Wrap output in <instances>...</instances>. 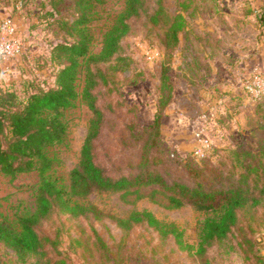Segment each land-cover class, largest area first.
Instances as JSON below:
<instances>
[{"label": "rangeland", "instance_id": "obj_1", "mask_svg": "<svg viewBox=\"0 0 264 264\" xmlns=\"http://www.w3.org/2000/svg\"><path fill=\"white\" fill-rule=\"evenodd\" d=\"M155 1V0H153ZM54 0H0L2 24L13 27V55L0 57V91L17 86L24 90L54 83L56 63L51 50L70 37L58 23ZM68 5L69 1L65 0ZM170 14L183 16L180 40L167 59L161 44L163 27L147 19H134L122 40L121 52L131 58L130 67L116 75L109 101L112 109L98 143L97 158L112 173L128 171L122 164L138 158L137 147H125L119 138L128 125L148 126L153 122L160 96V71L168 62L172 90L162 111L159 146L168 178L187 180L178 161L194 149L211 146L205 161L210 174H235L238 159L248 153L260 157L264 143V0H165ZM124 0H105L93 9L88 29L91 50L97 53L102 38L122 11ZM262 8V9H260ZM62 10V9H61ZM168 60V61H167ZM79 90L81 81L79 82ZM108 95V94H106ZM92 117L78 99L65 111V142L54 149V176L66 181L79 162V151ZM245 152V153H244ZM239 153V154H238ZM244 153V154H243ZM37 174L7 176L0 171V219L14 221L34 209ZM155 186L141 187L140 193L94 191L82 202L97 206L105 214L91 224L86 219H50L43 231H59V250L68 264H264V203L238 210L240 226L258 245L250 251L238 245L237 232L196 252L199 227L207 215L189 201L174 207ZM150 211L167 229L165 235L146 225L124 231L112 217L124 218L132 211ZM92 227L103 244L94 243ZM36 256L16 260L0 248V264H35Z\"/></svg>", "mask_w": 264, "mask_h": 264}, {"label": "trees", "instance_id": "obj_2", "mask_svg": "<svg viewBox=\"0 0 264 264\" xmlns=\"http://www.w3.org/2000/svg\"><path fill=\"white\" fill-rule=\"evenodd\" d=\"M68 1V5L65 0L52 2L58 11V23L70 37L51 50V59L57 66L53 85L24 92L17 86L0 91V171L11 177L37 174L34 209L11 222L0 219V248L22 262L36 256L35 264H68L58 248L60 232L43 231V224L61 217L86 219L94 224L107 214L91 203L82 202V198L94 191L138 194L141 187L155 186L152 191L163 193L171 206L189 201L206 212L199 227L198 254H204L236 232L238 245L251 251L258 242L240 226L238 210L264 203V143H260V157L249 152L246 159L239 158V169L231 175L207 173L205 161L211 146L204 148L202 155L193 148L185 160L178 161L187 180L180 176L169 179L159 146L162 111L172 90L168 62L162 63L160 96L153 122L148 126L130 124L119 138L125 147H137L138 158L122 162L128 171L117 174L112 172L120 170L119 164L110 170L97 158L106 112L112 109L109 97L116 75L126 72L132 61L121 52L122 40L131 31L132 21L144 17L150 24L163 27L161 44L168 59L179 43L183 16L168 13L165 0H124L122 11L103 35L100 50L93 53L88 24L94 7L105 0ZM78 99L85 103L92 117L80 147L79 162L68 172L67 180L61 181L54 176V149L65 142L64 114ZM112 218L124 231L146 225L165 236L174 234L181 244L176 230L167 229L150 211H132L124 218ZM92 231L94 243L101 246V236L94 227ZM256 259L263 263L261 256Z\"/></svg>", "mask_w": 264, "mask_h": 264}, {"label": "built area", "instance_id": "obj_3", "mask_svg": "<svg viewBox=\"0 0 264 264\" xmlns=\"http://www.w3.org/2000/svg\"><path fill=\"white\" fill-rule=\"evenodd\" d=\"M1 34H0V57L2 60H4L5 62H7L9 59H11L12 55H13V47H14V43L12 40V35H13V27L10 25V21L6 20L1 27ZM209 146V144L207 146H204V148H207ZM198 150L195 149V152L198 155H202L203 153V149Z\"/></svg>", "mask_w": 264, "mask_h": 264}, {"label": "crops", "instance_id": "obj_4", "mask_svg": "<svg viewBox=\"0 0 264 264\" xmlns=\"http://www.w3.org/2000/svg\"><path fill=\"white\" fill-rule=\"evenodd\" d=\"M260 9H262V8H260Z\"/></svg>", "mask_w": 264, "mask_h": 264}]
</instances>
